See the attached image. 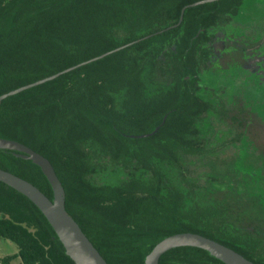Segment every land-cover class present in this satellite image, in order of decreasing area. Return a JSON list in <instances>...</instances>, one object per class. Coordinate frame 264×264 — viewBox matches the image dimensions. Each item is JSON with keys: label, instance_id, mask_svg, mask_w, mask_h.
Listing matches in <instances>:
<instances>
[{"label": "trees", "instance_id": "16d2710c", "mask_svg": "<svg viewBox=\"0 0 264 264\" xmlns=\"http://www.w3.org/2000/svg\"><path fill=\"white\" fill-rule=\"evenodd\" d=\"M198 1L0 0V96L177 25L183 7ZM244 1L188 8L177 27L2 101L0 138L51 162L68 213L108 264H145L156 244L185 232L264 264V176H254L261 194L253 210L235 201L237 190L191 194L181 169L184 156L207 145L201 127L213 105L202 76L211 32ZM0 168L53 199L42 169L23 153L0 149ZM116 174L123 177L113 183ZM206 195L212 202L202 209ZM0 238L18 248L3 264H75L40 209L1 181ZM159 264L225 263L186 246Z\"/></svg>", "mask_w": 264, "mask_h": 264}, {"label": "rangeland", "instance_id": "374dc122", "mask_svg": "<svg viewBox=\"0 0 264 264\" xmlns=\"http://www.w3.org/2000/svg\"><path fill=\"white\" fill-rule=\"evenodd\" d=\"M239 11L233 18L235 25L229 27H233V31H229V39L231 43L243 41L238 53L241 52L244 60L228 68L230 58L227 56L221 60L225 69L214 66L203 72L202 86L207 87L203 98L213 105L201 127V136L205 138L203 143L207 145L203 152H195L188 158L184 156L181 169L189 179L190 184L184 185H188L191 194L193 188H197L198 193L202 190L209 194H236L237 190L235 201L248 203V208L254 210L253 205L260 203L255 177L264 176V101L261 100L264 96V64L262 72L257 73L245 61L253 54L250 48L264 51V0H245ZM248 174L253 178L249 179ZM179 176L182 179V174ZM120 177L123 176L116 174L113 183H118ZM136 187L141 189L145 186L139 182ZM203 200L202 209L211 205L212 196L208 198L206 195ZM262 207L264 209V205ZM17 250L15 243L0 238V258Z\"/></svg>", "mask_w": 264, "mask_h": 264}, {"label": "water", "instance_id": "95a60500", "mask_svg": "<svg viewBox=\"0 0 264 264\" xmlns=\"http://www.w3.org/2000/svg\"><path fill=\"white\" fill-rule=\"evenodd\" d=\"M215 1L219 0H201L193 4L187 5L183 7L177 25L168 27L167 29L156 32L154 34L142 37L140 39L122 45L116 49L103 53L97 57L91 58L90 60L81 62L75 66L60 71L56 74H53L51 76L45 77L33 83L14 89L8 93H5L0 96V105L3 100L10 96H14L25 90L52 81L58 78L59 76L69 73L77 68L90 64L92 62H96L105 58L106 56H109L132 45L138 44L141 41L151 38L153 35H157L164 31L170 30L171 28L177 27L181 24L186 9ZM157 130L158 128L151 134H144L131 137L145 138L151 136ZM0 149L21 152L23 153V158L33 161L42 169L53 190L52 200L32 183L1 168L0 181L26 196L40 209V211L43 213V215L46 217V219L56 232L58 238L60 239L62 245L66 250L67 255L74 261V263L108 264L105 258L100 254L97 248L93 245V243L83 232L79 224L68 213L66 209L65 190L51 162L46 157L31 149L30 147L14 140L0 138ZM186 246L196 247L208 251L213 257L222 261L225 264H255L251 260L245 258L242 254L233 250L232 248L223 245L220 242L215 241L211 238L192 232L177 233L164 238L162 241L156 244V246L148 254L145 260V264H159L162 255L172 249Z\"/></svg>", "mask_w": 264, "mask_h": 264}, {"label": "flooded vegetation", "instance_id": "af4514ba", "mask_svg": "<svg viewBox=\"0 0 264 264\" xmlns=\"http://www.w3.org/2000/svg\"><path fill=\"white\" fill-rule=\"evenodd\" d=\"M239 12H238V14H239ZM237 15H235V17ZM233 18H234V16H232L228 21H225L224 23H221L220 25H218V27L214 28L215 31L213 33L211 32V35L214 38L212 41L213 43L211 44L212 52L209 56L210 61L208 62L207 67L204 68L205 69L204 71H208L207 69L210 70V68H213L214 66H218L220 69H225V68H223V67H225L224 66L225 64H221V60L227 56L230 58V62L228 63V68H229V66L233 65L234 63L237 64L238 62H241L244 60V56L240 54L241 52L238 53V50L241 51L240 44H244V43H242L243 41L239 39L241 42L231 43V41L229 39V37H230L229 31H233L232 30L233 27H232V29L229 27L232 25L233 26L235 25V23L233 22ZM237 24H239V23H237ZM247 45L248 44L246 43L245 46H247ZM253 48H250V50L253 51V54L251 57H249L247 59L248 62L245 61V64L247 66L251 67L252 69H254L257 73H259V72H262V69H263L261 67L264 64V51L256 50ZM232 52H235V54ZM258 65H260V67ZM262 76H264V75H262ZM212 95H213V93H212ZM263 95H264V93H263ZM263 98H264V96L261 99L262 101H264ZM223 112H225L224 109H223ZM231 119H232V117H231ZM231 121H234V120L232 119Z\"/></svg>", "mask_w": 264, "mask_h": 264}, {"label": "crops", "instance_id": "0c3cea01", "mask_svg": "<svg viewBox=\"0 0 264 264\" xmlns=\"http://www.w3.org/2000/svg\"><path fill=\"white\" fill-rule=\"evenodd\" d=\"M17 252H18V250H17ZM17 252H15V253H13V254H10V255H8V256L15 255ZM4 257H7V256H4ZM4 257H2V258H4ZM2 258H0V259H2ZM0 263L3 264L1 261H0ZM11 264H21V260H20L19 258L14 259V260L11 262Z\"/></svg>", "mask_w": 264, "mask_h": 264}]
</instances>
